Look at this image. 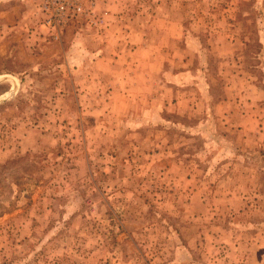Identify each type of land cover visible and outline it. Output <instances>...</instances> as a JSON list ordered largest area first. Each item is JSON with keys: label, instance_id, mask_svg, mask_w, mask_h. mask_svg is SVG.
Returning a JSON list of instances; mask_svg holds the SVG:
<instances>
[{"label": "rangeland", "instance_id": "1", "mask_svg": "<svg viewBox=\"0 0 264 264\" xmlns=\"http://www.w3.org/2000/svg\"><path fill=\"white\" fill-rule=\"evenodd\" d=\"M123 1L0 0V264H264V0ZM132 26L124 98L87 52Z\"/></svg>", "mask_w": 264, "mask_h": 264}, {"label": "crops", "instance_id": "2", "mask_svg": "<svg viewBox=\"0 0 264 264\" xmlns=\"http://www.w3.org/2000/svg\"><path fill=\"white\" fill-rule=\"evenodd\" d=\"M125 2L123 0H106V2H102L101 4H99V8H107L111 11V14L113 15L114 13H119L120 11H122L123 9V5ZM111 15V16H112ZM114 18H118V16H115ZM156 20H152L151 22L154 23ZM163 23H165V25L167 26L168 24H170L172 21L170 20H162ZM113 26H117L113 21H110L109 23V28H108V34L110 33V30L112 29ZM135 26H132L128 33L125 35H123V43H122V47H115L113 48L112 46L109 45V42L111 40H109V42H105L104 46L109 45L108 50L105 49V47L103 46V50H100V46H95L94 48H91L90 50L88 49V56L90 55L92 57V59L94 60L92 62V68H93V72H106V73H110L113 69H115L118 64L117 61H121L123 63L126 64V68L124 67L120 73L117 74V77L119 79V83H115V85L113 84L112 88L110 90H112L113 92H121V95L124 98H127V93L128 92H132L137 90L138 88H136V82L134 80L131 79L130 75H129V70L127 67H132L134 68H139L140 64L142 63V58H148L151 59L152 57H154V53L153 51L149 48V50H146L147 45H145L144 43V38L148 37L146 34L147 32H138L135 30ZM127 32V31H125ZM74 35V40L75 43H78V41H80L82 34L80 31H76ZM95 36H99L101 37L102 35H97L95 33H91L90 35H86L85 38L88 39V41L90 40V37H95ZM117 37H119L117 35ZM117 37L113 40L114 42H117ZM103 39V38H102ZM104 41H106V39H103ZM108 40V39H107ZM130 42V47H128V43ZM135 43L136 45L132 44ZM124 44V45H123ZM98 47V48H97ZM152 52V53H151ZM148 56V57H147ZM101 68H105L106 71L104 69ZM101 69V70H99ZM116 78V76H115ZM102 87H105L104 89H109L107 87V85H102ZM103 89V88H102ZM127 92V93H126Z\"/></svg>", "mask_w": 264, "mask_h": 264}, {"label": "built area", "instance_id": "3", "mask_svg": "<svg viewBox=\"0 0 264 264\" xmlns=\"http://www.w3.org/2000/svg\"><path fill=\"white\" fill-rule=\"evenodd\" d=\"M98 1L41 0L40 9L43 13L41 26L50 30L51 34L57 37L62 27L74 18L88 17L90 23H96L93 14Z\"/></svg>", "mask_w": 264, "mask_h": 264}]
</instances>
